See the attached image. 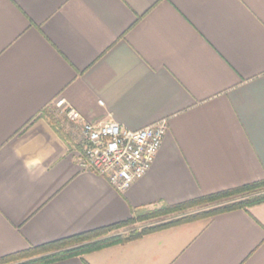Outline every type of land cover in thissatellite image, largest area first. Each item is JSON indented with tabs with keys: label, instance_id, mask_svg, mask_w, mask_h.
<instances>
[{
	"label": "crops",
	"instance_id": "obj_1",
	"mask_svg": "<svg viewBox=\"0 0 264 264\" xmlns=\"http://www.w3.org/2000/svg\"><path fill=\"white\" fill-rule=\"evenodd\" d=\"M61 97L164 121L149 171L119 191L83 170L43 114ZM261 179L264 0H0V257ZM46 264H264V203Z\"/></svg>",
	"mask_w": 264,
	"mask_h": 264
},
{
	"label": "trees",
	"instance_id": "obj_2",
	"mask_svg": "<svg viewBox=\"0 0 264 264\" xmlns=\"http://www.w3.org/2000/svg\"><path fill=\"white\" fill-rule=\"evenodd\" d=\"M48 110L45 109L43 114L49 115L59 133L69 139L71 136L69 130L59 119L51 116ZM261 203H264V179L177 204L164 203L155 207H139L133 209L132 216L127 220L4 255L0 257V264H46L73 256H82L110 245L139 238L149 232L168 226L198 218L212 217L231 210L248 209ZM208 204L215 205L192 212H185L190 208ZM166 216L170 217L156 220L153 223L143 225L141 228L131 227L126 232L122 231L125 227L134 226L136 223Z\"/></svg>",
	"mask_w": 264,
	"mask_h": 264
},
{
	"label": "built area",
	"instance_id": "obj_3",
	"mask_svg": "<svg viewBox=\"0 0 264 264\" xmlns=\"http://www.w3.org/2000/svg\"><path fill=\"white\" fill-rule=\"evenodd\" d=\"M54 105L70 124L80 167L106 176L119 191L149 171L168 128L164 121L137 130L112 118L90 121L63 97Z\"/></svg>",
	"mask_w": 264,
	"mask_h": 264
},
{
	"label": "rangeland",
	"instance_id": "obj_4",
	"mask_svg": "<svg viewBox=\"0 0 264 264\" xmlns=\"http://www.w3.org/2000/svg\"><path fill=\"white\" fill-rule=\"evenodd\" d=\"M48 111H49V114L51 116H54V114H55L57 116V118L59 117L58 119H60L61 123H63V124L67 123L64 115L62 113L58 112L56 110L55 106L51 105V107H49ZM214 205L215 204H208V205L193 207V208H190V209L186 210L185 212H192V211H196V210L203 209V208H209V207H212ZM170 216H172V215H170ZM170 216L160 217V218L152 219V220H149V221H146V222H139V223H136L134 226L125 227L124 229H122V231L126 232V230L130 229L131 227L141 228V227H143V225L150 224V223L155 222L156 220L165 219V218L170 217Z\"/></svg>",
	"mask_w": 264,
	"mask_h": 264
}]
</instances>
